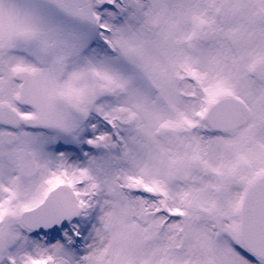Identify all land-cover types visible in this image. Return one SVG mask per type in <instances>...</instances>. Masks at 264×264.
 Here are the masks:
<instances>
[{"label":"snow or ice","instance_id":"obj_1","mask_svg":"<svg viewBox=\"0 0 264 264\" xmlns=\"http://www.w3.org/2000/svg\"><path fill=\"white\" fill-rule=\"evenodd\" d=\"M0 264H264V0H0Z\"/></svg>","mask_w":264,"mask_h":264}]
</instances>
